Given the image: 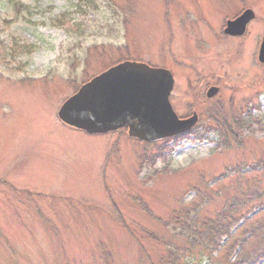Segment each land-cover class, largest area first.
<instances>
[{
	"label": "rangeland",
	"instance_id": "obj_1",
	"mask_svg": "<svg viewBox=\"0 0 264 264\" xmlns=\"http://www.w3.org/2000/svg\"><path fill=\"white\" fill-rule=\"evenodd\" d=\"M246 8L256 20L244 37L224 38L225 22ZM263 35L264 0H0V264L256 256L264 230L249 232L264 226V195L251 200L264 193ZM127 61L169 70L177 116L196 111L215 131L155 142L160 156L150 164L147 146L125 132L90 136L59 121L65 100ZM200 80L221 89L211 102L198 94ZM212 105L223 106L227 136L205 118ZM231 115L245 123L236 128ZM222 214L235 216L234 235L206 253L203 224Z\"/></svg>",
	"mask_w": 264,
	"mask_h": 264
},
{
	"label": "water",
	"instance_id": "obj_2",
	"mask_svg": "<svg viewBox=\"0 0 264 264\" xmlns=\"http://www.w3.org/2000/svg\"><path fill=\"white\" fill-rule=\"evenodd\" d=\"M246 10L234 21H227L224 35L242 36L254 19ZM257 61L264 64V36ZM173 77L165 69L143 63L124 62L109 68L85 83L58 110L62 124L89 135H105L127 127L129 137L149 142L183 134L196 124V115L180 120L169 103ZM218 89L207 91L215 97Z\"/></svg>",
	"mask_w": 264,
	"mask_h": 264
},
{
	"label": "trees",
	"instance_id": "obj_3",
	"mask_svg": "<svg viewBox=\"0 0 264 264\" xmlns=\"http://www.w3.org/2000/svg\"><path fill=\"white\" fill-rule=\"evenodd\" d=\"M221 116H222V111L214 110V116L213 117L217 119L216 125H217V127L221 128L222 133L220 134V136L223 137V135L227 136L229 133H231V131L233 129L231 128V126H228L226 124L225 118L223 119L224 123H221L220 120L223 118ZM232 123L237 128V127H240L241 124L245 123V120L242 119L240 116L239 117H233ZM161 150L162 149H157V152L160 153ZM158 155H160V154H158ZM158 155H155L154 152L151 153L150 151H146L145 155L142 157V159H143V161H146V162L151 164L158 157ZM262 195H264V193L254 194L253 198H251V200L258 201V200L263 198ZM219 218L217 220L211 221L208 224H203L204 227H208L209 233L207 235H204L206 237V240H205V242L201 243L199 248L206 253L212 254V252L218 251L219 248H223V247H220V242H221V239L223 236L228 237V238H232L234 235V233L231 234V231H230L231 227L229 224H230V221H233V220L235 221V216H233V217L231 216L230 219L226 220L224 214H222V216H220ZM188 219L189 218H186V220H188ZM247 221L248 220H245V222L244 221L243 222L246 223ZM241 229H243V227L238 228L236 230V232L241 230ZM263 230H264V226H259L258 228H255V230L252 229L249 233H251V236L253 237L257 232H260ZM186 232H188V231H186ZM182 236H183V234H182ZM233 248H234L233 246L228 247V249H231V250ZM263 261H264V246L260 252L256 253V256L249 258L247 255H245V256L242 255V256H240L239 260L236 261L234 264H259V262H263Z\"/></svg>",
	"mask_w": 264,
	"mask_h": 264
},
{
	"label": "flooded vegetation",
	"instance_id": "obj_4",
	"mask_svg": "<svg viewBox=\"0 0 264 264\" xmlns=\"http://www.w3.org/2000/svg\"><path fill=\"white\" fill-rule=\"evenodd\" d=\"M246 9H248V8H246ZM246 9H243L241 12H239L237 15H235V17H233V19H231V20H227V21H233V20H235V18L236 17H238L239 15H241L244 11H246ZM203 18V17H202ZM202 18H201V20H202ZM206 18H207V16H206ZM204 20V19H203ZM256 20V17H255V19L254 20H252L247 26H246V28L250 25V24H252L254 21ZM203 23H205V21H203ZM207 24H208V22H207ZM248 29V28H247ZM247 29H246V32H247ZM246 32H245V34H246ZM244 34V35H245ZM244 35H242V36H236V37H231V36H229V35H223L224 36V38H226V39H231L232 41H234V40H236V39H238V40H241L243 37H244ZM171 73V72H170ZM171 76H173V78H174V75L171 73ZM206 80V79H205ZM205 80H200V81H198L199 83H198V85H199V87H198V94L199 95H201V94H205L206 93V91L208 90V89H211V88H216V87H214L213 85H207V86H205L204 85V83H205ZM208 80V79H207ZM174 83H175V79H174ZM197 83V81L196 82H194L193 84L191 83V81H189V80H187L186 81V86L188 87V89L190 90V91H196L197 90V88L194 86L195 84ZM174 86V85H173ZM218 88V87H217ZM204 89V91L202 92V90ZM173 90H174V88H173ZM173 90H172V92H173ZM221 92V89H219L218 88V92H217V94H216V97L219 95V93ZM172 94V93H171ZM193 95H195V93L193 94ZM171 96V95H170ZM205 96V95H204ZM216 97H214V98H211V99H209V98H207L208 100H209V102H211L212 100H214ZM170 98V97H169ZM212 107H213V109L214 110H220V111H223V106H222V108H220L218 105H212ZM175 111V110H174ZM192 113H190V114H187L184 118H179V119H187V118H191L193 115H196V124L191 128V129H189V131H187L184 135H181V136H186V137H189V136H191L192 138L193 137H196V136H202V135H207V134H209V133H211V132H213V131H215V129H213V128H211V127H205L204 128V118H203V114H201L200 116L198 115V113L195 111V112H193V111H191ZM236 113H237V111H235ZM232 117H233V115H231ZM205 118H208L209 120H213L214 122H215V125H216V122H217V119L216 118H214L213 116H207L206 115V117ZM202 124H203V130H202V132L201 133H197V131H198V128H200L201 129V127H202ZM216 128H218L219 129V131H221V128L220 127H217V125H216ZM123 130H125V129H122V130H119V131H123ZM118 131V132H119ZM117 133V132H116ZM125 133L127 134V131L125 130ZM112 134H114V133H112ZM170 140H176V141H178L177 140V137H174V139H170ZM133 141H136L135 139L133 140ZM140 143V142H139ZM142 143L144 144V145H147L148 143H145V142H141L140 144L142 145ZM179 143V142H178ZM154 144V143H153ZM153 144H150V146L151 145H153ZM180 144V143H179Z\"/></svg>",
	"mask_w": 264,
	"mask_h": 264
}]
</instances>
